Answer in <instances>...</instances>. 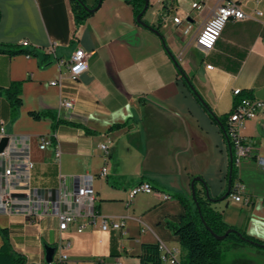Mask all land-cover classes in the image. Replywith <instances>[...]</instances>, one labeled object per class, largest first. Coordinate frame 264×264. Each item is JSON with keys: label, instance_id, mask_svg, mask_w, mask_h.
<instances>
[{"label": "crops", "instance_id": "crops-1", "mask_svg": "<svg viewBox=\"0 0 264 264\" xmlns=\"http://www.w3.org/2000/svg\"><path fill=\"white\" fill-rule=\"evenodd\" d=\"M223 1L148 0L142 20L156 32L136 21L128 0H101L79 24L70 0H0V44L26 41L38 52L0 53V87L21 82L16 111L0 96V126L8 137L3 147L9 142L26 147L33 163L30 188L56 193L89 181L99 213L123 221L121 229L103 230L97 219L82 232L59 231L57 219L41 215V208L32 214L0 209V228L6 229L14 252L28 262L48 264L58 255V244L69 243L63 248L66 264L114 258L139 264L140 245L149 242L162 246L160 255L180 259L183 252L168 223H178L184 207L178 198L163 196L190 197L196 176L211 197L222 196L231 157L218 119L232 109L234 89L264 101V0H234L248 16L227 20L207 53L194 43ZM85 3L94 7L97 0ZM77 47L88 53V67L72 79L66 61ZM64 100L71 105L64 106ZM32 112L47 115L37 119ZM241 134L254 146L238 169L251 201L229 194L210 206L225 223L264 240V169L255 157L264 156V113L246 119ZM43 136L51 144L40 148ZM101 143L108 146L107 159ZM105 164L107 173L100 175ZM140 182H149L155 192L128 200V189ZM45 245L55 247L50 262Z\"/></svg>", "mask_w": 264, "mask_h": 264}, {"label": "built area", "instance_id": "built-area-1", "mask_svg": "<svg viewBox=\"0 0 264 264\" xmlns=\"http://www.w3.org/2000/svg\"><path fill=\"white\" fill-rule=\"evenodd\" d=\"M197 6V3H193ZM260 11H256V15H260ZM248 15L234 0H224L219 3L209 18L205 20L199 32L195 36V45L204 53L212 50L219 39L227 20L244 19ZM179 17H175L177 22ZM21 44H27L22 41ZM88 53L82 48L77 47L66 61V67L69 77L76 79L88 67ZM62 61H60L61 63ZM210 67L211 65H206ZM56 83L55 80L50 81ZM235 100L234 105L225 119V129L233 147V165L237 169V177L231 184V196L237 201L249 203L251 197L243 193V185L238 176V169L244 159L251 157L254 153V146L241 134L244 121L256 117L257 114L264 113V101L241 95L240 89L233 91ZM64 106L69 107L71 101L64 100ZM8 138L4 131L3 125L0 126V141ZM10 143V144H9ZM0 150V167H3L0 174V209L8 212L25 211L32 214L36 208H41V215H49L57 219V227L59 231L67 230L70 227L77 232H82L87 226L92 225L99 219V226L103 230L121 229L122 220H114L108 216L102 215L96 209V192L89 181L76 184L69 191L57 190L45 191L40 193L38 189L29 187L30 171L33 168L32 161L29 160L28 154L25 152V146L16 147L14 142H9ZM51 144V140L45 137L38 138L40 148H45ZM103 152V156L107 159L109 154L108 146L105 143L99 145ZM60 148L58 145L54 148V158L60 157ZM257 163L264 169V156L255 154ZM106 164L100 169V175H106ZM63 180L60 179L62 184ZM140 192L152 193L155 189L149 182H140L128 189V200ZM168 198L169 195H164ZM264 203V194L261 196ZM58 244V255L52 261L57 264H66L68 257L63 248L67 246ZM160 249L162 248L159 245ZM161 260L164 264H179V259L173 254H161ZM50 262V263H52ZM48 263V264H50ZM97 264H122L118 258L111 261L99 260Z\"/></svg>", "mask_w": 264, "mask_h": 264}, {"label": "trees", "instance_id": "trees-1", "mask_svg": "<svg viewBox=\"0 0 264 264\" xmlns=\"http://www.w3.org/2000/svg\"><path fill=\"white\" fill-rule=\"evenodd\" d=\"M137 15L144 6L145 0H128ZM71 8L76 24L84 21L90 16L101 0H97L94 7H88L85 0H70ZM144 15V13H143ZM0 53L26 55H36L37 49L27 44H0ZM43 59L47 58V53H43ZM49 60V59H48ZM178 69L180 70L179 66ZM21 92V82L15 81L10 83L8 87H0V96H3L12 111H16L20 105L21 100L19 94ZM241 95L248 96L241 92ZM34 118H41L47 113L32 112ZM225 118L218 119L221 121L225 132L226 140L228 142L231 160V184L237 177V169L233 165V147L231 140L226 133L224 126ZM202 182V188L197 189V181L194 182V198L192 195L187 197L180 193H168L169 197H176L180 200L184 207V213L178 223H168L173 234L178 237L180 247L182 249V256L179 259V264H221L223 255L231 250L244 247L246 245H255L259 248H264V240L257 239L248 235L242 227L229 225L222 220L219 211L213 209L210 204L212 201L218 200L220 197L213 198L208 190L207 185ZM231 187V186H230ZM231 192V189H230ZM206 226L209 227L206 228ZM227 229H232L225 238L218 240L210 232L212 230L216 234H223ZM0 233L3 237V243L0 247V264H36L28 262L24 255L16 253L10 246L9 238L6 229L0 228ZM139 264H164L160 256V247L158 243L145 242L140 245V251L137 255ZM57 264V263H50Z\"/></svg>", "mask_w": 264, "mask_h": 264}, {"label": "rangeland", "instance_id": "rangeland-1", "mask_svg": "<svg viewBox=\"0 0 264 264\" xmlns=\"http://www.w3.org/2000/svg\"><path fill=\"white\" fill-rule=\"evenodd\" d=\"M221 264H264V248L246 245L244 249L231 250L223 255Z\"/></svg>", "mask_w": 264, "mask_h": 264}, {"label": "water", "instance_id": "water-1", "mask_svg": "<svg viewBox=\"0 0 264 264\" xmlns=\"http://www.w3.org/2000/svg\"><path fill=\"white\" fill-rule=\"evenodd\" d=\"M148 7V0H145L144 1V6L142 8V10L136 15V21L139 23V24H142L144 26H148L150 29H152L153 31H156L158 32L155 28H153L152 26H149L148 24H146L143 20H142V15L143 13L146 11ZM178 65V64H177ZM6 139L3 138L0 142V150L2 149L4 143H5ZM230 157H232L231 155V152H230ZM200 177L196 176V177H193L191 179V182H190V190H191V195L192 197L194 198V182L195 181H200ZM230 186H231V171L229 170V177H228V186H227V189L226 191L224 192V194L220 197V199H224L226 198L229 193H230ZM206 195H208V190H206ZM213 202V201H212ZM206 228L209 229L208 226H206ZM232 229H227L223 234H216L214 233L212 230H210V232L213 234V236L218 239V240H221L223 238L226 237V235L231 232ZM55 251V247H52V246H49V245H45V253H46V261L47 262H50L52 260V256H53V253Z\"/></svg>", "mask_w": 264, "mask_h": 264}, {"label": "bare ground", "instance_id": "bare-ground-1", "mask_svg": "<svg viewBox=\"0 0 264 264\" xmlns=\"http://www.w3.org/2000/svg\"><path fill=\"white\" fill-rule=\"evenodd\" d=\"M24 45H26V44H24Z\"/></svg>", "mask_w": 264, "mask_h": 264}]
</instances>
